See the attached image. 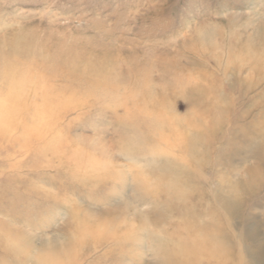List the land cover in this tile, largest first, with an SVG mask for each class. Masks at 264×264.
Masks as SVG:
<instances>
[{"label": "rangeland", "instance_id": "rangeland-1", "mask_svg": "<svg viewBox=\"0 0 264 264\" xmlns=\"http://www.w3.org/2000/svg\"><path fill=\"white\" fill-rule=\"evenodd\" d=\"M0 264H264V0H0Z\"/></svg>", "mask_w": 264, "mask_h": 264}]
</instances>
